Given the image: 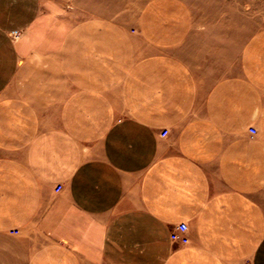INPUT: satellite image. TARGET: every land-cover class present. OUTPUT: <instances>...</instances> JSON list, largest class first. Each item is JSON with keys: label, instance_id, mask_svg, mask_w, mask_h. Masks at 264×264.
Instances as JSON below:
<instances>
[{"label": "crops", "instance_id": "0c3cea01", "mask_svg": "<svg viewBox=\"0 0 264 264\" xmlns=\"http://www.w3.org/2000/svg\"><path fill=\"white\" fill-rule=\"evenodd\" d=\"M187 10L0 0V264H264V28Z\"/></svg>", "mask_w": 264, "mask_h": 264}, {"label": "rangeland", "instance_id": "374dc122", "mask_svg": "<svg viewBox=\"0 0 264 264\" xmlns=\"http://www.w3.org/2000/svg\"><path fill=\"white\" fill-rule=\"evenodd\" d=\"M193 29L204 47L219 53L220 62L257 30L264 28V0H183ZM212 45V46H211Z\"/></svg>", "mask_w": 264, "mask_h": 264}, {"label": "built area", "instance_id": "2783aa9c", "mask_svg": "<svg viewBox=\"0 0 264 264\" xmlns=\"http://www.w3.org/2000/svg\"><path fill=\"white\" fill-rule=\"evenodd\" d=\"M18 33L14 34V37H17ZM249 133L250 135H254L255 134V129L251 128L249 129ZM167 134L166 130H163L162 133L160 134V136L164 137ZM60 186H56L55 187V191H59ZM186 231H187V225L186 223H179L175 226V228L169 233V238L170 241L172 243L175 244H180V245H185L188 242V238L186 236ZM17 232L14 231L13 234H16Z\"/></svg>", "mask_w": 264, "mask_h": 264}]
</instances>
